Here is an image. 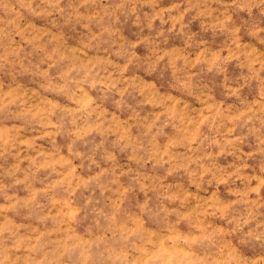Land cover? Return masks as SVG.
Wrapping results in <instances>:
<instances>
[{"label": "clouds", "instance_id": "9594fccd", "mask_svg": "<svg viewBox=\"0 0 264 264\" xmlns=\"http://www.w3.org/2000/svg\"><path fill=\"white\" fill-rule=\"evenodd\" d=\"M0 148L55 212L0 229V264H264V0H0Z\"/></svg>", "mask_w": 264, "mask_h": 264}, {"label": "rangeland", "instance_id": "374dc122", "mask_svg": "<svg viewBox=\"0 0 264 264\" xmlns=\"http://www.w3.org/2000/svg\"><path fill=\"white\" fill-rule=\"evenodd\" d=\"M169 0H161V6H166ZM243 14H237V19ZM155 26L159 27V21L155 22ZM165 29L167 25H164ZM192 31H199L198 22H193L189 26ZM123 34L126 38L135 39L136 33L139 29L131 24V21L123 25ZM147 30H145L146 33ZM205 39H208L211 43V50L213 53L223 45L224 37L217 36L212 38L210 34H205ZM72 41L70 40L69 43ZM182 42L178 37L169 35L167 47L171 46H181ZM138 52H143L141 46ZM198 54V53H197ZM225 57L228 56L227 52L220 53ZM228 73H235L237 70L229 62ZM27 83V81L25 82ZM217 94H219V89H217ZM40 144L44 148L48 147L47 141H40ZM23 147V142L21 143ZM3 149L0 148V153ZM25 153L19 151V149H11L10 154L3 155L0 154V229H2L6 224L9 226H16L21 234L25 233L26 230H33L29 236L30 239L35 242L37 239L43 240L44 236L42 233L45 231L44 226L50 224V220L47 217L55 215V212L48 211L43 208L46 200V185L39 183V180L44 177L45 172L41 171L37 173L36 181H25L24 176L27 174L29 169V164L31 161V156L25 159ZM35 155V153H32ZM231 158H221L218 163L224 165L229 162ZM177 178L169 177L167 183H175ZM252 188L249 189L254 195H259L261 191V177L259 175H253L251 177ZM243 187L239 181H235L234 185H230L227 188L223 183L219 187H209L208 190L200 193V199H207L211 201L212 199H228L229 195L234 198L235 194ZM56 201H52L51 204H56ZM51 204L49 207H51ZM36 205H41V207H36ZM192 206H195L193 202ZM61 208H57L56 211H61ZM63 210L67 211L69 217L75 215V211L67 204H63ZM209 223L216 224L217 221L213 217H207ZM179 231L187 233L189 231V225L182 223L178 225ZM239 251L251 258H255L260 254V250L256 247L241 246Z\"/></svg>", "mask_w": 264, "mask_h": 264}]
</instances>
